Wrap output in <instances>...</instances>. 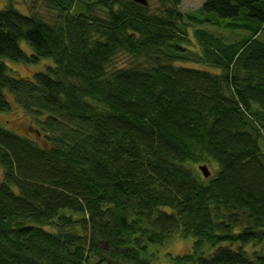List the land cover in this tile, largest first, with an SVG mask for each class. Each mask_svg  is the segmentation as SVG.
<instances>
[{
	"label": "trees",
	"instance_id": "16d2710c",
	"mask_svg": "<svg viewBox=\"0 0 264 264\" xmlns=\"http://www.w3.org/2000/svg\"><path fill=\"white\" fill-rule=\"evenodd\" d=\"M12 2L0 113L35 137L0 124V264H153L175 236L195 240L167 264H264V0Z\"/></svg>",
	"mask_w": 264,
	"mask_h": 264
},
{
	"label": "rangeland",
	"instance_id": "374dc122",
	"mask_svg": "<svg viewBox=\"0 0 264 264\" xmlns=\"http://www.w3.org/2000/svg\"><path fill=\"white\" fill-rule=\"evenodd\" d=\"M11 0H0V9L4 8L7 3ZM13 6L22 13H27L28 11L38 12L39 14H48L43 0H12ZM204 0H182L180 9L182 11H193L202 5ZM151 7L155 9L158 5L157 0H150ZM213 32L223 36L224 39L228 41L239 40L245 32L242 30H229L222 28H213ZM21 47L27 52L32 53V47L24 40L21 41ZM128 57L125 54H120L114 60L113 64H127ZM5 63L11 66L16 72L13 73L15 77H33L38 71L45 70L48 65L53 64L52 57L41 58L37 63L28 62H16L13 60H5ZM180 64V63H178ZM190 65V64H189ZM211 68V67H209ZM217 70V69H215ZM11 102V108L8 111L0 113V124L7 126L8 129L11 128L17 133H28L32 137H35V127L31 118L20 108L16 102L9 98ZM6 127V128H7ZM264 149V144H263ZM195 240L194 236L181 237L175 236L163 245H154L151 249H154V255L152 256L153 264H167L170 261V255L182 254L184 252L190 251Z\"/></svg>",
	"mask_w": 264,
	"mask_h": 264
},
{
	"label": "water",
	"instance_id": "95a60500",
	"mask_svg": "<svg viewBox=\"0 0 264 264\" xmlns=\"http://www.w3.org/2000/svg\"><path fill=\"white\" fill-rule=\"evenodd\" d=\"M135 1H138V2H140L142 4H147V0H135ZM200 169L202 170L203 174L206 177H208L211 174V171H210V169H209L207 164L200 165Z\"/></svg>",
	"mask_w": 264,
	"mask_h": 264
}]
</instances>
